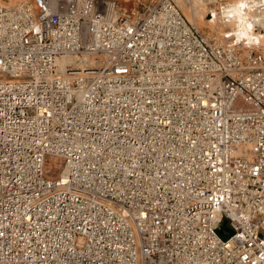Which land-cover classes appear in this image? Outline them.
<instances>
[{
	"label": "built area",
	"instance_id": "obj_1",
	"mask_svg": "<svg viewBox=\"0 0 264 264\" xmlns=\"http://www.w3.org/2000/svg\"><path fill=\"white\" fill-rule=\"evenodd\" d=\"M261 46L174 0L0 2V264H264Z\"/></svg>",
	"mask_w": 264,
	"mask_h": 264
},
{
	"label": "rangeland",
	"instance_id": "obj_2",
	"mask_svg": "<svg viewBox=\"0 0 264 264\" xmlns=\"http://www.w3.org/2000/svg\"><path fill=\"white\" fill-rule=\"evenodd\" d=\"M177 6L185 16L187 20L191 23H195L197 28L201 30L205 35H207L211 40L218 38L221 34L226 33L227 31L234 32L233 19L230 20V24H223L218 16L217 7L218 3L215 0H204L203 4H199L197 0H175ZM1 2V1H0ZM11 3V0H10ZM241 3V2H240ZM240 3H236L234 6H229V14H234L235 9ZM200 15L196 17V11H201ZM210 13H215V18L213 22H210ZM235 16V15H233ZM237 21V19H236ZM216 22V23H215ZM238 22V21H237ZM215 24V25H214ZM239 25V23H238ZM240 26V25H239ZM244 31H248L245 26H241ZM240 29V28H239ZM241 30V29H240ZM264 35V33H259ZM79 65V64H78ZM62 167V161L53 157H49L46 160V169L50 177H56L60 174ZM260 236L264 238V232L260 233Z\"/></svg>",
	"mask_w": 264,
	"mask_h": 264
},
{
	"label": "bare ground",
	"instance_id": "obj_3",
	"mask_svg": "<svg viewBox=\"0 0 264 264\" xmlns=\"http://www.w3.org/2000/svg\"><path fill=\"white\" fill-rule=\"evenodd\" d=\"M197 1L199 2V4H201V3L203 4V2H204V0H197ZM174 2L176 3L175 0H174ZM240 2L241 3H245L247 5L243 9H240V14L236 15L234 13L233 15H235V16L230 14L231 18L228 19L227 22H224V21H221V22L223 24H230L231 23L230 20L233 19V25L235 27L234 30H233L234 32L231 33L230 29L227 32H230V35L233 38H235V40L237 42H239V43L247 42V43H249L251 45H255V43L258 42V44L262 45L261 47L264 50V35L259 34L260 32L264 33V11H256L254 9V6H255L254 2H247V1H244V0L234 1V2H232V4H230V6H234L236 3H240ZM200 12H204L203 9L201 11H196L195 12L196 13V17L200 15ZM236 19H237L238 22L236 21ZM210 22H213V20H211ZM238 23H239L240 26L238 25ZM191 24L196 26L195 23H191ZM248 25H252V28H251V30L247 29L248 31L246 32V31H244L242 29L241 26H245L247 28ZM256 26H259L261 29L260 30H256ZM222 37H223V34H221V36H218L217 39L220 40V39H222ZM79 59H80V61L77 62V66L79 64L78 68H81V69H83V62H86V61L90 62L89 63L90 68H96V67L99 66V63H100V61L95 60L94 56L93 57H89V58L81 57ZM67 62H69V61L66 58L59 59L58 63L61 66L62 70H64V64H66ZM71 63H73V62H71ZM63 174H64V168L61 167L60 175H63Z\"/></svg>",
	"mask_w": 264,
	"mask_h": 264
},
{
	"label": "clouds",
	"instance_id": "obj_4",
	"mask_svg": "<svg viewBox=\"0 0 264 264\" xmlns=\"http://www.w3.org/2000/svg\"><path fill=\"white\" fill-rule=\"evenodd\" d=\"M247 5L245 4V3H240L239 5H238V7L235 9V11H234V13L236 14V15H239L240 14V9H243L244 7H246ZM251 28H252V25H248L247 26V29L248 30H251Z\"/></svg>",
	"mask_w": 264,
	"mask_h": 264
},
{
	"label": "crops",
	"instance_id": "obj_5",
	"mask_svg": "<svg viewBox=\"0 0 264 264\" xmlns=\"http://www.w3.org/2000/svg\"><path fill=\"white\" fill-rule=\"evenodd\" d=\"M1 2H10V0H0ZM19 1H21V0H11V4H14V3H16V2H19ZM116 1H118L119 3H121L123 0H116Z\"/></svg>",
	"mask_w": 264,
	"mask_h": 264
}]
</instances>
